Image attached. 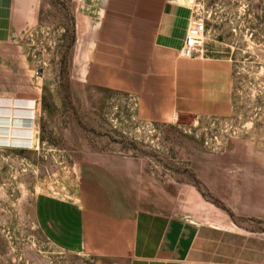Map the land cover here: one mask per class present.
<instances>
[{
	"label": "rangeland",
	"instance_id": "obj_1",
	"mask_svg": "<svg viewBox=\"0 0 264 264\" xmlns=\"http://www.w3.org/2000/svg\"><path fill=\"white\" fill-rule=\"evenodd\" d=\"M48 1L0 78V264H132V245L69 251L39 228L40 183L74 161L113 168L145 235L166 227L188 260L264 264V0H183L207 31L178 53L166 118L92 65L101 0Z\"/></svg>",
	"mask_w": 264,
	"mask_h": 264
},
{
	"label": "crops",
	"instance_id": "obj_2",
	"mask_svg": "<svg viewBox=\"0 0 264 264\" xmlns=\"http://www.w3.org/2000/svg\"><path fill=\"white\" fill-rule=\"evenodd\" d=\"M91 1L85 3L89 9ZM48 2L0 0L2 80L4 70L13 66L10 56L17 47L15 42L36 20L37 13L42 16ZM100 4L92 33V65L110 74L104 78L106 83L127 86L141 101L156 99L159 116H171L179 106L172 70L183 64L178 53L190 8L183 0H101ZM6 75L10 82L11 74L7 71ZM127 77L141 78L142 82L132 85ZM33 210L44 235L69 251L132 245V264L204 262L188 260L189 250L174 252L171 247L176 243L169 236L166 239V227L159 239L145 235L141 216H131L121 177L102 163L74 161L53 170L40 183Z\"/></svg>",
	"mask_w": 264,
	"mask_h": 264
},
{
	"label": "built area",
	"instance_id": "obj_3",
	"mask_svg": "<svg viewBox=\"0 0 264 264\" xmlns=\"http://www.w3.org/2000/svg\"><path fill=\"white\" fill-rule=\"evenodd\" d=\"M206 31V22L203 19H191L186 26L181 45V53L190 56L202 41Z\"/></svg>",
	"mask_w": 264,
	"mask_h": 264
},
{
	"label": "bare ground",
	"instance_id": "obj_4",
	"mask_svg": "<svg viewBox=\"0 0 264 264\" xmlns=\"http://www.w3.org/2000/svg\"><path fill=\"white\" fill-rule=\"evenodd\" d=\"M9 98V97H8ZM0 104H5V105H7V107L6 108H10V106H12V104H13V100L12 99H6V98H0ZM33 104V103H32ZM10 110V109H9ZM25 117V116H24ZM10 121V120H9ZM0 122H3V123H5V122H8V121H0ZM1 124V123H0ZM10 124V123H9ZM5 129V128H4ZM2 130V129H1ZM12 130V129H11ZM8 131H9V129H8ZM1 132V131H0ZM15 132H18L17 131V129L15 130ZM9 133V132H8ZM19 133V132H18ZM3 136H0V138L1 139H3L2 138ZM26 141L28 142V141H30V138H28V139H26Z\"/></svg>",
	"mask_w": 264,
	"mask_h": 264
}]
</instances>
